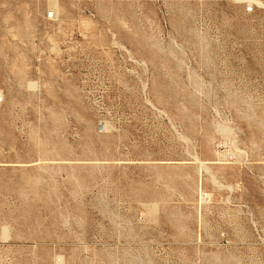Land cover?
Returning <instances> with one entry per match:
<instances>
[{
  "label": "rangeland",
  "instance_id": "obj_1",
  "mask_svg": "<svg viewBox=\"0 0 264 264\" xmlns=\"http://www.w3.org/2000/svg\"><path fill=\"white\" fill-rule=\"evenodd\" d=\"M0 264H264V0H0Z\"/></svg>",
  "mask_w": 264,
  "mask_h": 264
}]
</instances>
